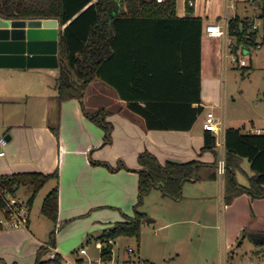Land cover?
<instances>
[{
  "label": "crops",
  "instance_id": "1",
  "mask_svg": "<svg viewBox=\"0 0 264 264\" xmlns=\"http://www.w3.org/2000/svg\"><path fill=\"white\" fill-rule=\"evenodd\" d=\"M237 1L224 0L223 11L215 10L214 16L210 18L212 14L210 3L208 0H202L204 7L201 5L197 12L194 8V15L204 19L205 27L210 23L225 24L226 16L228 20L235 16L249 17L246 14H239ZM247 1L258 7V18H260V4L253 0ZM230 2H234L231 5L232 11H230ZM194 3L195 7L196 0ZM187 12L188 4L185 5L184 2L182 12L177 4L179 16L187 15ZM249 18L253 24H263L262 19L260 22L256 21V18ZM43 20L47 21L48 25L58 26L60 32L65 27V25L60 26L57 19ZM263 37L264 31L260 32L259 41ZM231 41L229 34L211 36L205 32L202 37L201 104L205 109L188 130L147 129L144 119L131 111L128 101L120 98L111 86L118 97L110 103L113 106L100 105L98 108L95 105L93 110L87 111L84 99L71 98L59 102L57 87L60 77L59 67L0 68V105H2L0 133H3L1 137L10 136L5 148L6 154L0 157V176L33 172L52 174L56 170L59 171L58 180L53 177L42 187L51 184L50 193L57 184L59 186L57 222L53 221L54 225H52L41 210L35 209V197L32 205L29 206L30 216L26 226L9 227L6 223H0V264H36L42 248L50 242L53 230L56 231L55 246L61 262L70 260L75 261L76 264H91L101 261V247L98 245L96 247L99 249V259L89 255L85 247H82L85 249L83 253L82 248L80 249L82 255L87 254L88 260L79 253L63 247L62 241L68 233L65 227L85 220V234L89 228L99 222L104 227L94 237V242H97L105 229L133 216L139 191L138 157L146 150L154 153L163 163L197 160L202 164L198 179L187 182L183 189V199L175 200L182 204H173L170 201L167 203L171 221L164 222L163 228L177 222L197 223L204 229L218 228L225 242L222 251L219 249L217 254L219 264H226V251L238 243L240 237L244 239L248 237L256 245L253 253L259 254V257H256L257 261L264 264V197H253L244 192L236 196L231 203H226L225 174L220 175L218 171L221 156L225 158V146L221 149L217 144L215 151L205 149L203 124L210 111L214 112L216 118L224 120L225 132L230 127L239 128V124L249 120L251 128L247 132H251L252 128H260L261 133H264L262 122L264 113L263 117L258 114L244 117L242 103L246 99L245 95L231 88L227 79L230 61L242 60V56L251 53L254 49L246 50L237 58L232 52ZM262 47L263 45H260L255 49ZM241 65L248 68L247 60L246 64L241 63ZM261 69L264 81V67ZM105 87L103 85L99 89L106 93L108 90ZM261 99L264 101V96ZM192 106L196 108L198 103L195 101ZM99 111L103 114L102 120H106L111 125L108 140H106V128L88 115ZM205 112L206 115L202 116ZM261 123L262 125H259ZM225 132L222 136L224 142ZM214 163L217 165H213ZM235 174L239 183L248 186L255 172L251 168L250 161L243 158ZM156 189L161 193L162 201H168L164 200V197L171 199L163 195L160 188ZM49 193H45V196ZM104 206L118 208L117 212L121 213V217L116 213L102 216L100 213ZM5 216L0 215V219ZM102 219L108 221L104 222ZM92 221L94 223H91ZM144 222L150 223L146 219ZM57 223H60L59 227ZM251 233L263 235L253 237ZM261 251L262 253H259ZM175 253L182 261L174 260L170 262L171 264H186L188 261L195 264L190 260L191 250L175 251ZM193 253L197 257L202 251ZM130 257L129 253V259ZM134 257L159 264L154 257L148 254L142 255L140 250L136 253L135 249ZM112 258L116 262L123 263L114 249ZM47 259V254L43 252L41 260ZM163 260L166 261L165 258Z\"/></svg>",
  "mask_w": 264,
  "mask_h": 264
},
{
  "label": "trees",
  "instance_id": "2",
  "mask_svg": "<svg viewBox=\"0 0 264 264\" xmlns=\"http://www.w3.org/2000/svg\"><path fill=\"white\" fill-rule=\"evenodd\" d=\"M253 1L260 4L264 24V0ZM177 4V0H0V17L52 18L60 26L65 25L59 35V102L71 98L83 100L91 82L98 78L128 101L129 109L144 119L147 129L188 130L205 109L201 104L205 23L201 16L194 15V5L188 6L187 15L179 16ZM250 21L249 17L240 16L228 20L231 49L237 58L246 50L264 45V37L259 41V32L251 31ZM195 101L196 108L192 106ZM88 115L106 128L108 140L111 125L102 120V112ZM174 120L180 122H170ZM204 136L205 149L215 151L216 134L205 130ZM225 149L226 203L244 192L264 197V133L230 127L225 132ZM243 158L250 161L255 172L248 186L239 183L235 174ZM138 161L139 191L134 215L103 231L99 239L105 244L101 249L105 261L113 256L112 245L107 242L110 238L130 236L140 240L141 225L147 218L140 207L153 188H160L166 197L181 200L184 185L198 179L202 165L197 160L163 163L149 150L140 153ZM53 177L59 179L58 170L52 174L3 175L0 191L15 194L19 187L31 186L34 192L28 201L31 206L35 194ZM0 206L4 207L1 193ZM41 211L57 222L58 184L45 197ZM262 235L251 233L253 237ZM55 236L53 230L50 239L53 245ZM46 251L43 247L42 253ZM42 253L36 264L61 262L59 255L54 260H41Z\"/></svg>",
  "mask_w": 264,
  "mask_h": 264
},
{
  "label": "rangeland",
  "instance_id": "3",
  "mask_svg": "<svg viewBox=\"0 0 264 264\" xmlns=\"http://www.w3.org/2000/svg\"><path fill=\"white\" fill-rule=\"evenodd\" d=\"M177 2L179 10L182 12L184 2L185 5H187L186 0H177ZM208 2L210 3L209 8L212 10V14L209 16L210 18L214 16L215 10H219L220 12L223 11L224 0H208ZM233 3L234 2H230V11L233 10V8H231ZM236 4L239 14H246L252 19L256 18V21L261 22V18H258V7H256L255 4L247 0H238ZM201 5L204 7L202 0H196V6L194 7L196 12L199 11ZM205 18H207V16H205ZM254 24L251 23V31L257 30L259 32L258 36L260 38V32L264 31V24H257L258 27L256 29L253 28ZM241 58L247 60L248 68L243 67L241 63H239L241 61L240 59L239 61H230V69L228 68L229 71H227L228 83L230 82V87L237 90L239 94L243 93V95H245L244 97L246 99L244 103H242L244 107L242 115L244 117L251 114H258L263 117L264 101H261V98L264 96V81L261 68L264 67V45L261 49L254 48L251 53L244 55ZM252 65L254 68H249V66ZM103 85L106 86L105 88L109 92L107 91L105 93L103 90L99 89V87ZM116 98L118 99L115 90L104 84L100 79L95 78L89 85L84 97L85 109L87 108V111L93 110L95 105H97L98 108L100 105L113 106L110 103ZM257 100H260V102ZM1 106L2 105H0V120ZM205 115L206 112L202 116ZM262 122L264 125V121ZM239 125V128H241L243 132H247L251 128V123L249 120H247L244 124ZM259 125H262V123ZM1 136H3V133H0V137ZM50 187L51 184H48L44 188H41L40 191H38V194H35L36 200L34 205L37 211L42 210L44 198L46 197L45 195L49 193ZM33 193V188L31 186H21L13 195L16 196L21 203L23 202L28 204V201L32 197ZM160 194L161 193L158 191V189L153 188L145 197L144 204L140 207V210H143L147 213V218L149 217L154 220L150 223H142L140 240L138 241L136 237L130 236H121L117 238V243L114 244V251H117L120 255V261L125 262V260L129 259L128 247L131 245L136 249V253H138L140 250L142 255L148 254L154 257L156 259L155 261H157L159 264H171L170 262L174 260L181 262V257L178 259V255L175 253V251L182 250V252H185L187 249L191 250L192 257L190 260L194 261L195 264H219L217 254L219 249L222 251V245L225 242H223L222 235L218 231V228L204 229L200 224L189 222L168 224L165 228H163L164 222L171 221L169 219L170 212H168L169 209H167V203L169 201L173 204L182 203H178L172 199H166L165 197L164 200L168 201L164 202L161 200ZM101 210L102 213L100 214H102V216H106L107 213L109 215L116 213L121 217V213L117 212L119 209H116V207L113 208V206H104L101 208ZM0 215L5 216V209L1 206ZM46 220H49L51 224L54 225V222L48 217ZM94 221L91 223H94ZM102 221L106 222L108 220L102 219ZM85 226L86 221L80 220L71 224L69 227H65L68 229V233L65 235V238L62 241V245L68 250L71 249L70 251L79 253V255L84 256L83 258H85V260H88L87 254L82 255L80 252V249L85 247L89 255L92 257H98L99 259V249L96 247L94 237L99 233L100 229L102 230L104 225L96 222V225L89 228L87 233L84 234ZM65 232L66 230H64V233ZM240 241H243L242 244H240ZM238 243L226 251V264H261V262H258L256 259V257H259V254L253 253V250L255 249L254 246L256 245L250 238L247 237L244 239L240 237ZM198 250H201L202 253L196 257L193 255V252H197ZM259 253H262V251ZM163 258H165L166 261L163 260ZM186 264L193 263L188 261Z\"/></svg>",
  "mask_w": 264,
  "mask_h": 264
},
{
  "label": "water",
  "instance_id": "4",
  "mask_svg": "<svg viewBox=\"0 0 264 264\" xmlns=\"http://www.w3.org/2000/svg\"><path fill=\"white\" fill-rule=\"evenodd\" d=\"M59 34L58 26L43 19L0 17V68H58Z\"/></svg>",
  "mask_w": 264,
  "mask_h": 264
},
{
  "label": "built area",
  "instance_id": "5",
  "mask_svg": "<svg viewBox=\"0 0 264 264\" xmlns=\"http://www.w3.org/2000/svg\"><path fill=\"white\" fill-rule=\"evenodd\" d=\"M188 6H193L194 0L187 1ZM225 24L221 23H210L207 24L205 27V32L208 35L211 36H225L228 34L227 30V22H228V16L225 17ZM258 26L256 24L253 25V28L256 29ZM260 45H258L259 47ZM241 63L244 65L246 64V60L242 59ZM203 127L205 130H211L216 134V137L218 139V146L223 149L225 146V142L223 140V133L225 132V122L221 118H216L213 111L208 112L207 117L205 119V122L203 124ZM251 132L260 133V128H252ZM8 143V140L6 137L0 138V157L5 156L6 154V145ZM218 171L220 175L225 174V158L221 156L219 162H218ZM1 196L4 202V209L6 212V216L4 218L0 219V223H6L9 227H24L29 222V216H30V207L28 204L21 203L16 196H14L11 193L8 192H1ZM60 226V223H57V227ZM110 245H112V251L114 249V244L117 243V239L110 238L107 241ZM96 245L99 247H102L105 245L102 240H98L96 242ZM45 248H47L46 254L48 259L54 260L58 256L57 248L52 243H47L44 245ZM128 251L131 255L130 259L127 261L120 263L113 260V258L110 261H105L101 259L99 262H92L91 264H156L154 262L147 261L145 259H142L140 257H134L135 254V248L133 246L128 247ZM81 252H85V249L82 248ZM51 264H76L75 261H66V262H52Z\"/></svg>",
  "mask_w": 264,
  "mask_h": 264
}]
</instances>
